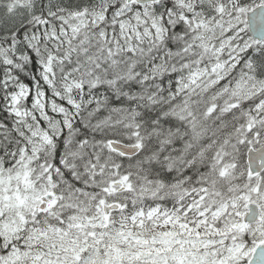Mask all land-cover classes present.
Instances as JSON below:
<instances>
[{
  "label": "snow or ice",
  "instance_id": "1",
  "mask_svg": "<svg viewBox=\"0 0 264 264\" xmlns=\"http://www.w3.org/2000/svg\"><path fill=\"white\" fill-rule=\"evenodd\" d=\"M0 264H264V0H0Z\"/></svg>",
  "mask_w": 264,
  "mask_h": 264
}]
</instances>
